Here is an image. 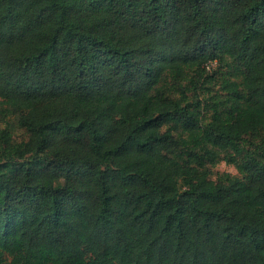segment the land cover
I'll use <instances>...</instances> for the list:
<instances>
[{"label":"trees","instance_id":"obj_1","mask_svg":"<svg viewBox=\"0 0 264 264\" xmlns=\"http://www.w3.org/2000/svg\"><path fill=\"white\" fill-rule=\"evenodd\" d=\"M0 106V264H264V0H0Z\"/></svg>","mask_w":264,"mask_h":264},{"label":"rangeland","instance_id":"obj_2","mask_svg":"<svg viewBox=\"0 0 264 264\" xmlns=\"http://www.w3.org/2000/svg\"><path fill=\"white\" fill-rule=\"evenodd\" d=\"M218 66L213 63L210 64L207 69V75L211 76L213 72L216 71ZM210 92H216L218 90L217 87L209 86ZM7 129L11 134V145H17L21 140H23V132L18 128L15 119L13 116L7 111L4 106H0V130ZM0 151H2L0 147ZM213 178L218 174H230L231 176H239L237 171L230 165H226L224 162H220L215 167L212 168Z\"/></svg>","mask_w":264,"mask_h":264}]
</instances>
